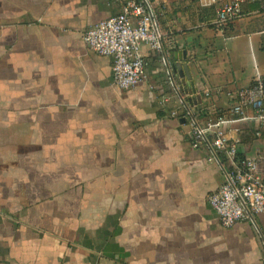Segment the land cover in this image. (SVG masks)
Instances as JSON below:
<instances>
[{"label":"crops","instance_id":"obj_1","mask_svg":"<svg viewBox=\"0 0 264 264\" xmlns=\"http://www.w3.org/2000/svg\"><path fill=\"white\" fill-rule=\"evenodd\" d=\"M224 2L151 0L161 49L121 90L82 38L120 0H0V264H264V211L220 224L207 197L232 163L168 113L180 95L201 125L230 116L264 175V121L230 113L264 77V0L218 24Z\"/></svg>","mask_w":264,"mask_h":264},{"label":"built area","instance_id":"obj_2","mask_svg":"<svg viewBox=\"0 0 264 264\" xmlns=\"http://www.w3.org/2000/svg\"><path fill=\"white\" fill-rule=\"evenodd\" d=\"M120 1V13L89 26L82 38L91 51L112 59L113 84L128 90L145 78L146 61L141 54V45L148 44L152 49L160 50L161 35L151 0ZM214 1L204 0L206 4ZM244 1L226 0L216 10L215 22L222 24L239 17ZM177 102L187 109V114L190 113L186 101L179 95ZM246 106L253 107L257 118L264 121V77L256 76L249 87L239 91L238 103L230 109L231 115L241 114ZM171 114L178 118L177 110ZM231 121L232 118L223 113L208 117L202 125L194 119L190 121L189 132L194 147L206 143L214 158L224 151L232 163L233 168H223L225 181L207 197L225 228L264 211V175L259 159L237 157L238 140L230 142L224 129Z\"/></svg>","mask_w":264,"mask_h":264},{"label":"trees","instance_id":"obj_3","mask_svg":"<svg viewBox=\"0 0 264 264\" xmlns=\"http://www.w3.org/2000/svg\"><path fill=\"white\" fill-rule=\"evenodd\" d=\"M172 110L171 109L168 110V113H171ZM176 110H177V113H178V115H177L178 118H182V117H184L186 115L187 110L185 109V107L180 105V106H178V108H176Z\"/></svg>","mask_w":264,"mask_h":264},{"label":"water","instance_id":"obj_4","mask_svg":"<svg viewBox=\"0 0 264 264\" xmlns=\"http://www.w3.org/2000/svg\"><path fill=\"white\" fill-rule=\"evenodd\" d=\"M160 45H161V42H160ZM180 96V95H179ZM181 97V96H180ZM182 98V97H181ZM190 114V116H191V118H192V120H194V118H193V116L191 115V113H189ZM180 122L181 123H185V118H181L180 119Z\"/></svg>","mask_w":264,"mask_h":264}]
</instances>
